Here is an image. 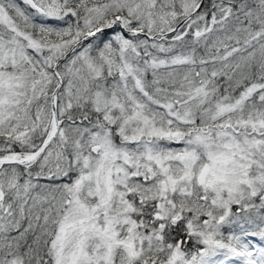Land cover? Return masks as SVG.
I'll return each instance as SVG.
<instances>
[{
	"label": "snow or ice",
	"instance_id": "obj_1",
	"mask_svg": "<svg viewBox=\"0 0 264 264\" xmlns=\"http://www.w3.org/2000/svg\"><path fill=\"white\" fill-rule=\"evenodd\" d=\"M0 264H264V0H0Z\"/></svg>",
	"mask_w": 264,
	"mask_h": 264
}]
</instances>
